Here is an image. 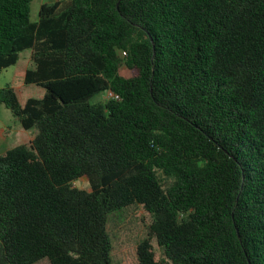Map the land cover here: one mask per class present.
<instances>
[{"label": "trees", "instance_id": "1", "mask_svg": "<svg viewBox=\"0 0 264 264\" xmlns=\"http://www.w3.org/2000/svg\"><path fill=\"white\" fill-rule=\"evenodd\" d=\"M31 2L0 0V69L31 50L44 89L0 88L33 133L0 155V264H113L131 205L138 264H264V0Z\"/></svg>", "mask_w": 264, "mask_h": 264}, {"label": "rangeland", "instance_id": "2", "mask_svg": "<svg viewBox=\"0 0 264 264\" xmlns=\"http://www.w3.org/2000/svg\"><path fill=\"white\" fill-rule=\"evenodd\" d=\"M37 4V1L33 0L30 11L31 18L35 16L34 10ZM21 66L22 60L18 65L0 69V88L4 86L17 87L22 84V77L16 73ZM121 74L129 76L131 72L122 67ZM32 92H34L33 89ZM17 125H19V122L12 112L3 104H0V129L8 127L14 130ZM74 185L87 188V182L83 179L75 182ZM150 220L149 213L142 205H131L109 215L107 232L111 239L113 264H138L136 246L145 237L146 227ZM43 261L49 263L44 258L34 264H42Z\"/></svg>", "mask_w": 264, "mask_h": 264}, {"label": "crops", "instance_id": "3", "mask_svg": "<svg viewBox=\"0 0 264 264\" xmlns=\"http://www.w3.org/2000/svg\"><path fill=\"white\" fill-rule=\"evenodd\" d=\"M37 5L35 6V16L30 19L32 21H37L38 20V10L39 6L42 3H52L55 2L56 0H36ZM33 2V0H32ZM31 2V4H32ZM30 11H31V5H30ZM22 60V66L21 68L16 71L22 77V84L13 87L17 96L18 100L21 104H23L28 98L30 97H41L44 94V89L40 86L34 85V84H26L24 82V75L26 70L29 67H33L31 63V50H24L20 52L18 61L16 62L15 65H18L21 63ZM12 87V86H11ZM32 89L34 92H32ZM33 139V133L31 131L25 130L20 124L17 125L14 130L6 127V128H1L0 129V155L3 154L7 149L14 147L19 144H25L29 143ZM42 264H49L47 261H43Z\"/></svg>", "mask_w": 264, "mask_h": 264}, {"label": "built area", "instance_id": "4", "mask_svg": "<svg viewBox=\"0 0 264 264\" xmlns=\"http://www.w3.org/2000/svg\"><path fill=\"white\" fill-rule=\"evenodd\" d=\"M105 98H110V97H114L116 99H119L118 95H115L114 93H112L111 91H106L104 94Z\"/></svg>", "mask_w": 264, "mask_h": 264}]
</instances>
